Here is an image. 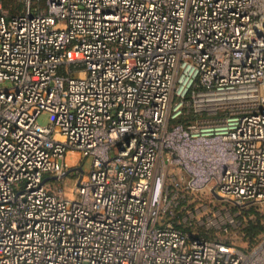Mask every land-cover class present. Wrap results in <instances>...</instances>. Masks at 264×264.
Here are the masks:
<instances>
[{"label":"built area","instance_id":"built-area-1","mask_svg":"<svg viewBox=\"0 0 264 264\" xmlns=\"http://www.w3.org/2000/svg\"><path fill=\"white\" fill-rule=\"evenodd\" d=\"M20 2L0 0V264H264V228L242 249L173 203H264V0Z\"/></svg>","mask_w":264,"mask_h":264},{"label":"rangeland","instance_id":"rangeland-1","mask_svg":"<svg viewBox=\"0 0 264 264\" xmlns=\"http://www.w3.org/2000/svg\"><path fill=\"white\" fill-rule=\"evenodd\" d=\"M4 7L10 13L14 6L22 7L20 0H1ZM230 104L223 108L214 110L215 112L204 111L203 115H221L224 111L229 110ZM52 118L48 112H42L37 116V121L40 124L47 123ZM67 160L69 163H79L84 172L89 169V158L79 159L78 155L69 151L67 153ZM72 164V165H73ZM74 167V166H73ZM77 181V176L69 173L65 176L62 186L69 191L71 186ZM185 192L183 185L178 186L176 197L173 200L174 205L180 211V219L185 222H191L194 229L200 233H206L211 238L228 241L237 245H244L242 240V227L240 228V221L237 218V208L239 205L231 201H224L218 199L214 193L208 188L200 189L198 191ZM264 212V203L258 204L252 211ZM257 215L254 213L252 219Z\"/></svg>","mask_w":264,"mask_h":264},{"label":"trees","instance_id":"trees-1","mask_svg":"<svg viewBox=\"0 0 264 264\" xmlns=\"http://www.w3.org/2000/svg\"><path fill=\"white\" fill-rule=\"evenodd\" d=\"M22 6V4H21ZM21 8V7H20ZM20 8H17V6H14L13 10L10 13L18 11ZM258 203H250L245 206H239L237 210V218L240 221V228L242 227V240L245 242L244 245H237L238 247L242 249H248L250 248L253 243L258 239L259 235L263 231L264 228V212L261 211H252L254 207H256ZM254 213L257 215L255 219H252V216ZM180 215V211L178 212L177 216L178 218ZM180 227L185 228L187 230H193L198 235H202L205 238L213 239L210 236H208L206 233H200L196 229L193 228V226H186L185 224L181 223ZM226 243H229L228 241H224ZM231 243V242H230ZM234 244V243H232Z\"/></svg>","mask_w":264,"mask_h":264}]
</instances>
